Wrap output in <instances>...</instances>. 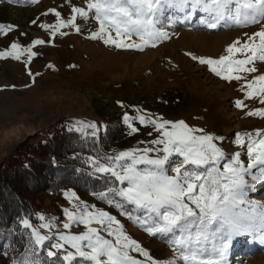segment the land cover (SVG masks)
<instances>
[{"label": "rangeland", "instance_id": "374dc122", "mask_svg": "<svg viewBox=\"0 0 264 264\" xmlns=\"http://www.w3.org/2000/svg\"><path fill=\"white\" fill-rule=\"evenodd\" d=\"M2 4H8L10 15L7 19L0 17V24L12 27L7 32H0V52L11 50L15 42L21 50L31 48L36 55L31 60L26 51L20 59L0 57V163L31 135L47 139L55 132L53 127L62 122L68 128H83L85 134L93 131L86 127L89 122L97 125L96 134L110 128L113 131L121 129L118 143L110 149L112 155L151 146L148 142L159 133L153 125L141 124L137 119L141 115L161 121L183 120L205 133L223 137L214 142L229 156L241 152V159L247 163L246 146L235 143L236 134L252 133L255 136L257 130L264 131V116L248 115L250 111L264 108L261 97L248 98L245 79H224L192 56L213 59L227 56L229 45L237 40L246 41L245 33L251 35L260 25L240 27L221 22L216 28H209L207 23L211 22V15L208 12L197 10L189 16V9L180 12L175 7L165 6L163 26L170 38L157 42L155 47L149 45L137 50L105 44L100 37L93 39L92 33L99 31L94 10L89 12L88 18L72 12L73 7H83L87 11V0H6ZM72 16L76 17L74 23L60 28L55 34L53 27H42L57 25L59 20L67 21ZM112 34L115 37L114 29ZM101 35L106 38V34ZM37 39L44 43L34 44ZM132 41L140 42L136 36ZM233 58L243 56L236 53ZM255 67V73L239 75L251 80L255 75L264 74V62L256 61ZM238 100L243 101V106H237ZM80 121L83 124H79ZM133 127L137 131L133 132ZM248 180L254 188L248 190L246 200L249 203L240 208L255 215L264 210L256 207L253 212L252 203L264 202V181H252L250 176ZM71 192L88 205L115 215L124 232L138 241L153 260L178 258L174 245L176 236L147 233L136 220L137 216L143 218V213L135 210L133 205H125L132 212V219H129L120 209L98 196L69 187L64 196V210L74 211V205L78 203L69 198ZM27 220L41 234L52 237L45 241L48 250L58 241L59 233L75 235L87 230L79 223L65 229L63 225L69 222L65 211L61 222L41 219L33 224ZM45 223H51L52 227H42ZM235 238L240 241L239 250L234 252L238 258L235 260L234 256L229 264H264V236L260 232ZM213 244V237L209 235L207 254L212 253ZM51 250L57 252L54 264H67L63 256L68 251H76L70 244H65L62 250ZM231 251L229 248L227 253ZM130 254L144 264H151L140 253L133 251ZM72 264L87 262L77 256ZM178 264L183 262L178 261Z\"/></svg>", "mask_w": 264, "mask_h": 264}, {"label": "snow or ice", "instance_id": "6c2138e0", "mask_svg": "<svg viewBox=\"0 0 264 264\" xmlns=\"http://www.w3.org/2000/svg\"><path fill=\"white\" fill-rule=\"evenodd\" d=\"M165 6L175 7L180 12L189 9V16L197 10L208 12L211 15V22L207 23L209 28H216L221 22L240 27L260 25L251 35L245 33L248 36L246 41L237 40L229 45L227 56L219 59L192 56V59L209 65L212 72L224 79H245L246 96L261 97V103H264V74L255 75L251 80L239 75L255 73V62H264V0H87V11L83 7H73L72 12L88 18L89 12L94 10L99 31L92 33L93 39L100 37L105 44L118 48L143 50L170 38L163 26ZM75 19L72 16L67 21L59 20L57 25L42 27H53L55 34L60 28L73 24ZM11 27L0 24V32H7ZM76 31H80L78 26ZM101 34H106V38ZM133 36L140 42L132 41ZM33 43L42 44L44 41L37 39ZM23 51L30 53L29 60L36 55L31 48L21 50L14 42L11 50L0 52V57L20 59ZM236 53L243 58H233ZM236 104L243 106V101L238 100ZM248 115L264 116V108L250 111ZM137 119L141 124L153 125L159 135L148 142L151 146L105 155L103 162L95 157L89 158L94 172L108 177L112 185L96 195L120 209L129 219H132V212L125 208L126 204L141 210L143 218L137 216L136 220L150 235H175L178 258L153 260L138 241L124 232L115 215L81 201L75 192H71L69 198L78 203L74 205V211L64 210L69 222L63 227L67 229L79 223L87 230L75 235L59 233L58 241L47 251L48 257L57 255L51 249L62 250L65 244H70L76 251H68L63 256L67 264L76 261L77 256L87 264H144L130 254L133 251L148 258L151 264H178V261L183 264H226V255L235 237L255 232L264 236V210L251 215L240 208V205L249 203L246 200L248 190L254 188L248 177L252 181H264V131L257 130L255 136L252 133L236 134L235 143L246 146L248 159L245 163L241 152L229 156L214 142L223 137L205 133L183 120L161 121L143 115ZM125 120H129L127 115ZM78 123L83 124L82 121ZM86 127L93 129L92 136L96 135L95 122H89ZM132 131L137 129L133 127ZM252 203L253 212L256 207L264 209V202ZM22 223L25 228L32 229L34 239L13 264H42L35 248H43L45 241L52 237L41 234L27 219ZM42 227L51 228L52 225L45 223ZM209 235L214 240L211 254H207L206 247Z\"/></svg>", "mask_w": 264, "mask_h": 264}, {"label": "trees", "instance_id": "16d2710c", "mask_svg": "<svg viewBox=\"0 0 264 264\" xmlns=\"http://www.w3.org/2000/svg\"><path fill=\"white\" fill-rule=\"evenodd\" d=\"M0 0V17H9L8 4ZM47 139L31 135L0 163V264H13L25 252L32 239V229L22 221L35 224L41 220L61 222L64 196L69 187L96 195L112 186L109 178L94 172L89 158L112 155L122 130L112 128L95 136L57 123ZM48 244L35 251L42 264H54L48 257Z\"/></svg>", "mask_w": 264, "mask_h": 264}, {"label": "bare ground", "instance_id": "6f19581e", "mask_svg": "<svg viewBox=\"0 0 264 264\" xmlns=\"http://www.w3.org/2000/svg\"><path fill=\"white\" fill-rule=\"evenodd\" d=\"M236 244H238L239 243V245H240V241H238V239L237 238H234V240H233ZM250 247V246H249ZM241 258H243V256H240ZM238 257H235V260L237 259Z\"/></svg>", "mask_w": 264, "mask_h": 264}]
</instances>
